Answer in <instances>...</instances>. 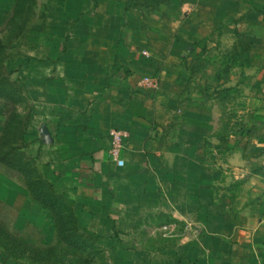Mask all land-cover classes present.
<instances>
[{
    "label": "crops",
    "instance_id": "0c3cea01",
    "mask_svg": "<svg viewBox=\"0 0 264 264\" xmlns=\"http://www.w3.org/2000/svg\"><path fill=\"white\" fill-rule=\"evenodd\" d=\"M107 1L120 14L87 27L101 45L53 64L57 180L81 232L112 264H264V0H163L140 56L120 41L134 0L75 6Z\"/></svg>",
    "mask_w": 264,
    "mask_h": 264
},
{
    "label": "rangeland",
    "instance_id": "374dc122",
    "mask_svg": "<svg viewBox=\"0 0 264 264\" xmlns=\"http://www.w3.org/2000/svg\"><path fill=\"white\" fill-rule=\"evenodd\" d=\"M162 1L134 0L132 11L124 17L129 36L120 41L137 47L138 56L143 50L149 51L140 41L145 42L151 31H162ZM77 2L0 0V78L8 79L11 85L0 91V153L3 148H15L14 155L25 154L24 161L28 163L21 172L0 161V264L113 262V248H102L103 243L98 247L99 237L93 232H85L88 244L91 242L89 247L72 248L66 243L55 219L33 198L28 184L33 179L53 185L60 192L57 177L64 158L53 128V100L62 99L60 92L66 89V80L59 77L64 76L63 71L53 70V64L66 58L77 62L83 50L98 48L102 39L87 36L88 25L97 28L100 20L103 23L104 18L120 14L119 7L108 1L96 8L92 7L97 4L93 1L88 13H82L83 8L75 6ZM168 26L174 34L178 23ZM150 61L142 59L144 63ZM221 107L219 104V111ZM66 200L63 197L62 202ZM58 208L62 210L60 203Z\"/></svg>",
    "mask_w": 264,
    "mask_h": 264
},
{
    "label": "trees",
    "instance_id": "16d2710c",
    "mask_svg": "<svg viewBox=\"0 0 264 264\" xmlns=\"http://www.w3.org/2000/svg\"><path fill=\"white\" fill-rule=\"evenodd\" d=\"M2 48L3 47L0 45L1 50H3ZM0 65H2L1 55ZM10 86L8 79H4V77L0 78V91H6ZM16 152L15 148L11 150L10 148H8V150H4L3 148L0 153V161L8 167L24 172L28 168L27 161H24L26 155L17 153L15 156L14 154H16ZM28 182L29 190L33 198L38 202L41 208L49 211L52 219H55L59 233L64 241L72 248L89 247L85 233L81 232L79 217L74 213L70 202L67 200L65 203L62 202L65 196L53 189V185L46 186L43 185V182L33 179H30ZM58 203L61 204L62 210L58 208ZM62 212L65 214L63 215Z\"/></svg>",
    "mask_w": 264,
    "mask_h": 264
},
{
    "label": "built area",
    "instance_id": "2783aa9c",
    "mask_svg": "<svg viewBox=\"0 0 264 264\" xmlns=\"http://www.w3.org/2000/svg\"><path fill=\"white\" fill-rule=\"evenodd\" d=\"M144 55L146 57H149V54L146 52L144 53ZM143 83L153 88H157L158 86V81L155 79L146 78ZM110 136H111L110 155L112 159L115 162H117L120 166H124L125 162L120 159V155L127 135L125 132H122L120 130H114L111 132Z\"/></svg>",
    "mask_w": 264,
    "mask_h": 264
}]
</instances>
